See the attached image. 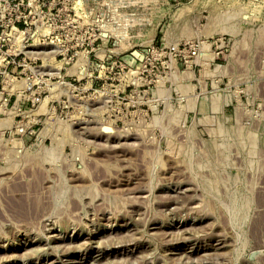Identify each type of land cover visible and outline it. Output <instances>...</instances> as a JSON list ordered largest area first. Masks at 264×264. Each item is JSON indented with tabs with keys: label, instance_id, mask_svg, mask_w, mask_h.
Listing matches in <instances>:
<instances>
[{
	"label": "rangeland",
	"instance_id": "rangeland-1",
	"mask_svg": "<svg viewBox=\"0 0 264 264\" xmlns=\"http://www.w3.org/2000/svg\"><path fill=\"white\" fill-rule=\"evenodd\" d=\"M28 1L30 46L0 52V264H264V0Z\"/></svg>",
	"mask_w": 264,
	"mask_h": 264
},
{
	"label": "built area",
	"instance_id": "built-area-1",
	"mask_svg": "<svg viewBox=\"0 0 264 264\" xmlns=\"http://www.w3.org/2000/svg\"><path fill=\"white\" fill-rule=\"evenodd\" d=\"M32 12L33 8L28 0H0V52H3L8 44L15 51L30 46L26 45L25 36L30 28L28 20L33 17Z\"/></svg>",
	"mask_w": 264,
	"mask_h": 264
},
{
	"label": "bare ground",
	"instance_id": "bare-ground-1",
	"mask_svg": "<svg viewBox=\"0 0 264 264\" xmlns=\"http://www.w3.org/2000/svg\"><path fill=\"white\" fill-rule=\"evenodd\" d=\"M23 36L25 35L24 33L22 34ZM83 55V54H82ZM54 64V63H53ZM56 65V64H55ZM59 65H61V64H59ZM59 65H58V67H59ZM57 66V65H56ZM55 66V67H56ZM54 74H57V72L56 73H54ZM6 78H8V79H11V77H9V75L8 76H6ZM22 83H24L25 81H21ZM20 82V83H21ZM18 85H20L19 84V82L17 83ZM22 85H24V84H22ZM66 87V86H65ZM69 87V86H68ZM67 88V87H66ZM73 88V86L71 87V90H73L72 89ZM68 89V88H67ZM83 121V120H82ZM13 194H14V192H13ZM30 194V193H29ZM16 196H17V194H15ZM21 195H23V194H21ZM26 195V194H25ZM31 195L32 194H30V196L29 197H31ZM11 196H13V195H11ZM16 196H14V198L12 199V201L15 199V197ZM24 196V195H23ZM28 196V195H27ZM27 196H25L24 197V199H22L21 200V202L22 203H24V204H27V203H29L30 202V200L32 199H30V198H28ZM17 197H19V196H17ZM33 197V196H32ZM36 197V196H35ZM19 198H21V197H19ZM38 198V197H37ZM8 199H10L9 197H8ZM10 199V200H11ZM39 199V198H38ZM32 200H34V199H32ZM36 200V201H35ZM34 201L37 203V199H35ZM9 201V200H8ZM7 201V202H8ZM41 201V200H40ZM14 202H15V200H14ZM9 203V202H8ZM32 203V202H31ZM30 203V204H31ZM38 203H41V202H38ZM11 204V203H10ZM13 204V203H12ZM12 204L10 205V206H12ZM17 205H19V203L17 204ZM36 205H38V204H36ZM20 206V205H19ZM22 206H24V205H22L21 204V208H22ZM7 207V206H6ZM14 208V207H13ZM17 208V207H16ZM10 209V208H9ZM15 209V208H14ZM13 209V210H14ZM23 209V208H22ZM28 209V208H27ZM32 209V208H31ZM30 209V210H31ZM11 210H12V208H11ZM29 210V211H30ZM34 210H37V209H34ZM16 211H19V210H16ZM38 211V210H37ZM13 212V211H12ZM31 212H33V211H31ZM36 212V211H35ZM12 214V213H11ZM18 214V213H17ZM30 215H33V213H30ZM37 215V214H36ZM14 216H15V214H14ZM29 216V215H28ZM29 218H30V216H29ZM31 219V218H30ZM88 236V238L90 239V238H93L94 236H96V232H93L92 230H91V232H88V233H86ZM66 235H59V234H55V235H51V236H49L48 237V242L49 243H58V242H64V240H66ZM47 239V238H46ZM34 242H36V241H34ZM33 242V243H34ZM47 242V243H48ZM32 243V241H30V244ZM25 246V245H24ZM27 247V246H26ZM82 249H84V248H82ZM81 250V249H80ZM95 250V251H94ZM85 252H81V253H76L77 254V256H75V257H70V255H68V256H66V255H64L65 257H67V258H62V257H60V254L59 255H54L55 257H51L50 256V258H43V259H40V260H38V264H75V263H80V262H82L85 258H89V257H93L94 255H95V253L97 252V250L93 247V246H91V247H89L88 249H86V250H84ZM100 253H98V255H99ZM14 255V254H13ZM12 256V255H11ZM12 258V257H11ZM17 258V257H16ZM14 259V258H13ZM48 259V260H47ZM125 259V258H124ZM10 260V259H9ZM32 263H35L34 262V259H29L25 264H32Z\"/></svg>",
	"mask_w": 264,
	"mask_h": 264
}]
</instances>
